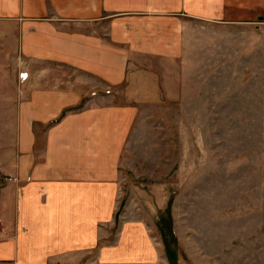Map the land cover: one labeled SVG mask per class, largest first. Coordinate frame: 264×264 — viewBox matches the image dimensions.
<instances>
[{
	"label": "crops",
	"instance_id": "0c3cea01",
	"mask_svg": "<svg viewBox=\"0 0 264 264\" xmlns=\"http://www.w3.org/2000/svg\"><path fill=\"white\" fill-rule=\"evenodd\" d=\"M206 25L258 41L264 0H0V264H118L113 186Z\"/></svg>",
	"mask_w": 264,
	"mask_h": 264
},
{
	"label": "rangeland",
	"instance_id": "374dc122",
	"mask_svg": "<svg viewBox=\"0 0 264 264\" xmlns=\"http://www.w3.org/2000/svg\"><path fill=\"white\" fill-rule=\"evenodd\" d=\"M211 28L192 38L181 99L130 141L102 225L118 264H264V29Z\"/></svg>",
	"mask_w": 264,
	"mask_h": 264
},
{
	"label": "built area",
	"instance_id": "2783aa9c",
	"mask_svg": "<svg viewBox=\"0 0 264 264\" xmlns=\"http://www.w3.org/2000/svg\"><path fill=\"white\" fill-rule=\"evenodd\" d=\"M21 75V74H20ZM1 232H2V228H1V225H0V235H1Z\"/></svg>",
	"mask_w": 264,
	"mask_h": 264
}]
</instances>
